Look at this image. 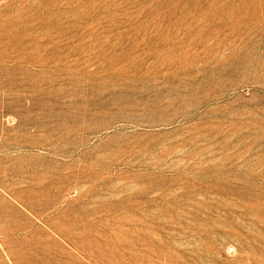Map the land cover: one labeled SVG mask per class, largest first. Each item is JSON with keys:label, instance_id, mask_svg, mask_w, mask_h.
<instances>
[{"label": "rangeland", "instance_id": "obj_1", "mask_svg": "<svg viewBox=\"0 0 264 264\" xmlns=\"http://www.w3.org/2000/svg\"><path fill=\"white\" fill-rule=\"evenodd\" d=\"M0 264H264V0H0Z\"/></svg>", "mask_w": 264, "mask_h": 264}, {"label": "bare ground", "instance_id": "obj_2", "mask_svg": "<svg viewBox=\"0 0 264 264\" xmlns=\"http://www.w3.org/2000/svg\"><path fill=\"white\" fill-rule=\"evenodd\" d=\"M132 63V62H131ZM109 66H110V64H109ZM125 66V65H124ZM131 66V65H130ZM132 67V66H131ZM134 67V66H133ZM110 68V67H109ZM113 68V67H112ZM123 68H125V67H123ZM166 68V67H165ZM204 68V67H203ZM111 69V68H110ZM114 69V68H113ZM113 69H112V71H113ZM128 69V68H127ZM122 70V69H121ZM126 70V69H125ZM160 70H162L161 68H160ZM206 70V69H205ZM128 71V70H127ZM114 72H116L115 70L113 71V73ZM124 72H126V71H124L123 70V73ZM201 72H203V71H201ZM204 72H207V71H204ZM203 72V73H204ZM112 73V72H111ZM118 73V71L115 73V74H117ZM130 73H131V71H130ZM119 74V73H118ZM135 74V73H134ZM161 74V73H160ZM223 74V73H222ZM221 74V75H222ZM113 75V74H112ZM120 75V74H119ZM136 75H138L137 73H136ZM136 75H134V76H136ZM163 75V74H162ZM200 76L202 75V74H199ZM114 76V75H113ZM121 76H124L123 74L121 75ZM132 76V75H131ZM130 76V77H131ZM158 76H160V75H158ZM170 76V75H169ZM173 76V75H172ZM194 76V75H193ZM109 77V76H108ZM116 77V76H115ZM128 77V76H127ZM141 77V76H140ZM143 77V76H142ZM166 77H168V76H166ZM134 78V80L136 81L138 78H136L135 79V77H133ZM148 78L149 77H147V80H148ZM152 78V77H151ZM150 78V79H151ZM195 78V77H194ZM196 78H197V76H196ZM116 79V78H115ZM114 79V80H115ZM121 78H119V80H120ZM122 79H124L123 77H122ZM142 79V78H141ZM141 79H138V80H141ZM149 79V80H150ZM157 79V78H156ZM172 79H174V78H172ZM113 80V81H114ZM119 80H118V82H119ZM125 80V79H124ZM133 79H132V77H131V81H132ZM115 81H117V79L115 80ZM145 81H146V79H145ZM144 81V82H145ZM174 82H175V80H173ZM172 81V82H173ZM177 81V80H176ZM211 81V80H210ZM108 82V81H107ZM139 82H141L140 83V86H142V84L144 83V82H142V81H138V83ZM191 82V81H190ZM214 82V81H213ZM109 83V82H108ZM113 83V82H112ZM117 83V82H116ZM124 83V82H123ZM126 83H128V82H126ZM130 83V82H129ZM133 83H134V81H133ZM148 85H149V88L151 89V87L153 88L154 87V83H153V81H152V79L150 80V81H147L146 82ZM145 83V84H146ZM198 83H199V81H198ZM131 84H132V82H131ZM136 84H137V81H136ZM121 85H125V83L124 84H122L121 83ZM120 84H119V86H121ZM197 85V84H196ZM126 86V85H125ZM134 86V85H133ZM140 86H137V87H139V89H137V90H139V91H141L140 90ZM143 86H144V84H143ZM186 85H184V87H185ZM123 86H121V88H122ZM163 87V86H162ZM191 87V86H190ZM190 87H189V89H190ZM126 88V87H125ZM134 88V87H133ZM133 88H131V89H133ZM142 88V87H141ZM146 88H148V87H146ZM176 88V87H175ZM174 88V89H175ZM186 88V87H185ZM185 88H184V90H185ZM193 88H195V87H193ZM198 88V87H197ZM202 88V87H201ZM118 89H120V88H118ZM117 88H116V90H118ZM135 89V88H134ZM173 89V88H172ZM113 90H115L114 88H113ZM129 90V89H128ZM153 91H154V98H153V100L151 101V102H149V101H146V100H143V97H141V95H137L136 94V96L135 97H133V96H129V95H119V97H117V98H115L116 96H114V98H112L111 99V109L113 110V120L111 121V123L109 124V126L110 127H112L113 126V124H115V123H122L121 125L122 126H126V125H128V124H131V126H132V124H135L137 127H142V125H145V122H148V123H150V124H146V125H148V127L149 126H151V127H156V126H158V125H160V124H158V122H154V121H152V120H149L148 119V117L153 113L154 114V112H158V111H161V113H162V110H164V109H169V107H170V109H172L171 108V104L173 103V101H167V100H163V98H165V97H163L164 96V93H162V92H160V91H158L157 89H155V88H153L152 89ZM159 90H162L161 88L159 89ZM176 90H178V89H176ZM196 89H194V91H195ZM150 91V90H149ZM171 91V93H173L175 90H170ZM197 91H199V90H197ZM112 92V91H111ZM143 93H144V91H142ZM148 92V91H147ZM151 92V91H150ZM191 92V90L189 91V93ZM196 92V91H195ZM118 93V92H117ZM125 93V92H124ZM175 93V92H174ZM177 93V92H176ZM184 93V92H183ZM188 93V92H187ZM192 93V92H191ZM197 93H199V92H197ZM202 92L200 91V94H201ZM218 93V92H217ZM130 94V93H129ZM152 94V93H151ZM166 94H168V93H166ZM170 94V93H169ZM114 95V94H113ZM176 95V94H175ZM174 95V96H175ZM193 96H194V94H192ZM112 96V95H111ZM167 97H168V95H166ZM172 96V95H171ZM179 95H177L176 97H175V99L176 98H178L179 99V97H178ZM188 96V95H187ZM186 95H185V97H187ZM191 96V95H190ZM146 97V96H145ZM173 97V96H172ZM171 97V98H172ZM182 97H184V96H182ZM192 97V96H191ZM111 98V97H110ZM181 98V97H180ZM178 99H176V101H178ZM148 100V99H147ZM206 100H207V98H206ZM107 101V100H106ZM174 103H175V100H174ZM180 102H178V104H179ZM200 103V102H199ZM177 104V105H178ZM194 104H195V102H194ZM194 104H189L190 105V107H196V106H199V105H194ZM186 105V104H185ZM181 106V105H180ZM187 106H188V104H187ZM183 107H184V105H183ZM186 107V106H185ZM184 107V108H185ZM175 107H173V109H174ZM169 110H167V112H168ZM112 113V112H111ZM157 114V113H156ZM158 114H160V113H158ZM157 114V115H158ZM159 117V116H158ZM158 117H157V119L156 120H158ZM110 120V119H109ZM155 120V121H156ZM167 122V121H166ZM166 122L164 123V125H166ZM171 122V121H170ZM101 123V122H100ZM106 124V123H105ZM167 124H169V123H167ZM170 124H172V122L170 123ZM169 124V125H170ZM86 125V124H85ZM99 125V124H98ZM104 125V124H103ZM119 125V124H118ZM162 125L163 124H161L160 126L162 127ZM163 125V126H164ZM87 126V125H86ZM85 126V130L87 131V132H89V133H95V132H97L98 131V126H97V124H96V126H93V127H86ZM122 126H121V128H122ZM130 126V127H131ZM135 126V127H136ZM81 127H84V126H81ZM136 127V128H137ZM147 127V126H146ZM167 127V126H166ZM104 128V127H103ZM120 128V127H119ZM120 128V129H121ZM126 128H128V127H126ZM135 128V129H136ZM84 129V128H83ZM112 129H113V127H112ZM137 129H139V128H137ZM136 129V130H137ZM157 128H155V131H157L156 130ZM160 129V128H159ZM99 130H100V128H99ZM122 130H123V128H122ZM140 130V129H139ZM145 130V129H144ZM147 130V129H146ZM145 130V131H146ZM151 130V129H150ZM166 131H168L167 130V128L165 129ZM113 131V130H112ZM116 131V130H115ZM130 131V130H129ZM131 131H133L134 132V130H131ZM141 131V130H140ZM154 131V132H155ZM166 131L165 132H163V131H159V133H157L159 136H164V134L166 133ZM132 132V133H133ZM135 132H137V131H135ZM149 132V131H148ZM169 132H170V130H169ZM138 133H140V132H138ZM138 133H137V135H138ZM142 133V132H141ZM171 133V132H170ZM116 133H114V135H115ZM119 134V133H118ZM134 134V133H133ZM136 134V133H135ZM154 134H156V132L155 133H150L149 134V136L150 135H154ZM126 135V134H125ZM140 135V134H139ZM169 135V134H168ZM130 136H131V134H130ZM130 136H128V138L130 137ZM135 135H133V137H134ZM145 136V135H144ZM132 137V136H131ZM141 137H142V135H141ZM153 137V136H152ZM126 138V137H125ZM159 140H160V138L159 137H157ZM164 138V137H163ZM144 139V138H143ZM142 139V140H143ZM156 139V138H155ZM154 139V140H155ZM157 139V140H158ZM167 139V138H166ZM165 139V140H166ZM125 141H124V143H123V146H124V148L126 147V148H130V145H128V144H130V142H129V140H127V138L126 139H124ZM130 140H133V139H131L130 138ZM146 140H147V138H146ZM145 140V141H146ZM153 140V141H154ZM165 140H163V143H165L164 141ZM173 140H175V139H173ZM156 141V140H155ZM176 141V140H175ZM174 141V142H175ZM134 142V141H133ZM161 142H162V139H161ZM168 142V141H167ZM170 142V141H169ZM177 142V141H176ZM186 142V141H185ZM143 143V142H142ZM160 142H158V144H159ZM162 143V144H163ZM157 144V146H159ZM161 144V143H160ZM173 145L174 144H176V143H172ZM172 144H170V145H172ZM137 145V144H136ZM143 145V144H142ZM155 145V144H154ZM153 145V146H154ZM163 145H165V144H163ZM172 145V146H173ZM181 146V142H180V144L179 143H177L176 144V146ZM152 146V145H151ZM169 146V145H168ZM171 146V148H173ZM155 147H156V145H155ZM160 147V146H159ZM162 147V146H161ZM185 147V146H184ZM123 148V149H124ZM136 148H138L139 149V147H136ZM144 147H142V149H143ZM162 148H164V147H162ZM161 148V149H162ZM170 148V149H171ZM178 148V147H177ZM119 149V148H118ZM133 149H134V146H133ZM137 149V150H138ZM154 149V148H153ZM159 149V148H158ZM175 149H176V147H175ZM174 149V150H175ZM180 149H181V147H180ZM179 148L178 149H176V150H180ZM120 150V149H119ZM118 150V151H119ZM141 150V149H140ZM139 150V151H140ZM182 150V149H181ZM134 151H136V150H134ZM133 151V152H134ZM143 151V150H142ZM148 151V150H147ZM146 151V152H147ZM150 151H151V149H150ZM150 151H149V153H150ZM157 151V150H156ZM160 151H162V150H160ZM166 151V150H165ZM154 152V151H153ZM171 152V151H170ZM169 152V153H170ZM121 155H122V153L121 152H119ZM132 153V152H131ZM136 153V152H135ZM139 153V152H138ZM116 154V153H115ZM172 154V153H171ZM174 154V153H173ZM173 154H172V156H173ZM175 154H176V152H175ZM174 154V155H175ZM116 155H118V154H116ZM125 155V154H124ZM130 155V154H129ZM128 155V156H129ZM148 155V154H147ZM170 155V154H169ZM168 155V156H169ZM127 156V157H128ZM132 156H134L133 154H132ZM145 156V155H144ZM120 157V156H119ZM142 157V156H141ZM146 157V156H145ZM166 157V156H165ZM183 157V156H182ZM116 158V157H115ZM122 158V157H121ZM130 158H131V155H130ZM148 158V157H147ZM168 158V157H167ZM117 159V158H116ZM133 159V158H132ZM134 159H135V157H134ZM141 160H143L144 159V157L143 158H140ZM118 160V159H117ZM126 160H128V158H126ZM145 160V159H144ZM132 161V160H131ZM136 161H138V159H136ZM128 163H130V161L128 162ZM136 163V162H135ZM132 164V163H131ZM134 164V163H133Z\"/></svg>", "mask_w": 264, "mask_h": 264}]
</instances>
